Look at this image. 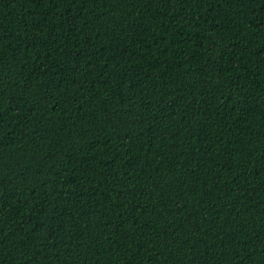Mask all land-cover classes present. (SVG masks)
<instances>
[{"label": "trees", "instance_id": "16d2710c", "mask_svg": "<svg viewBox=\"0 0 264 264\" xmlns=\"http://www.w3.org/2000/svg\"><path fill=\"white\" fill-rule=\"evenodd\" d=\"M0 264H264V0H0Z\"/></svg>", "mask_w": 264, "mask_h": 264}]
</instances>
